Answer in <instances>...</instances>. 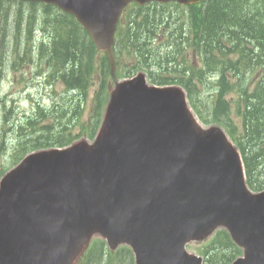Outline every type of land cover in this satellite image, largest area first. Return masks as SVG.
Here are the masks:
<instances>
[{"label":"water","instance_id":"water-1","mask_svg":"<svg viewBox=\"0 0 264 264\" xmlns=\"http://www.w3.org/2000/svg\"><path fill=\"white\" fill-rule=\"evenodd\" d=\"M41 1L73 13L114 67V33L132 0ZM116 96L95 148L34 154L4 178L0 264H68L96 227L112 247L130 242L136 264H201L185 243L219 225L245 250L232 264H264V191L247 189L226 136L201 131L176 93L141 79Z\"/></svg>","mask_w":264,"mask_h":264},{"label":"trees","instance_id":"trees-1","mask_svg":"<svg viewBox=\"0 0 264 264\" xmlns=\"http://www.w3.org/2000/svg\"><path fill=\"white\" fill-rule=\"evenodd\" d=\"M4 2L0 0V4L4 5ZM203 5L204 10L197 19H193V26L205 48L204 56L206 55L208 65L206 68L213 71L212 73H221L222 79L225 80L228 68L220 69V66H217L220 63L218 54L222 53L225 60L223 65L233 66L232 69L236 70L238 76L242 74L245 78L249 73L253 76L257 73L254 67L264 70V0H205ZM153 7L155 6L136 7L145 9L147 13L140 18V13L136 12L126 30L128 39L125 47L132 52H141L140 57L145 49V43L142 41L144 33L165 23L164 20H168L169 17L159 13V18L156 16L154 21L157 22L154 23L148 17L151 12L156 14L152 10ZM2 8L1 6L0 11ZM38 18L44 30H47L51 23L54 29L58 26L62 31L54 39L56 40L53 41L54 46H50L53 48L50 62L72 60L73 66H61L62 78L72 88L86 90L95 66H86L85 58L93 63L95 51L92 45H89L87 52L86 47L79 40L81 27L71 16L53 6L43 5L38 8L31 4L27 9H6L3 17L4 24L0 28L2 33L0 52H5L10 35L13 38L14 29L16 41H19L21 35H31L38 23ZM10 27H12L11 31ZM230 55H237V58L231 59ZM145 58L147 60V55ZM77 63L78 66H74ZM231 88L242 93L243 103L239 105L238 113L245 115L243 138L238 134V127L231 120L229 104H221L220 109L214 108L213 119L225 125L241 148L249 185L256 190L264 189V84H258L251 92L248 91L249 85L242 87V83L236 87L233 85ZM101 91H106V88H102ZM63 139V136L55 135L56 143L62 144L69 140V138ZM259 157H262V162ZM260 162L261 165L258 167ZM205 253L207 264H228L240 254V250L232 242L228 233L221 230L211 241ZM82 264H133V255L128 248L111 252L107 249L105 242L99 241L86 254Z\"/></svg>","mask_w":264,"mask_h":264},{"label":"rangeland","instance_id":"rangeland-1","mask_svg":"<svg viewBox=\"0 0 264 264\" xmlns=\"http://www.w3.org/2000/svg\"><path fill=\"white\" fill-rule=\"evenodd\" d=\"M22 4H20V7ZM19 6H17L18 9ZM16 9V6H14ZM5 14V10L1 11L0 14V23L3 20V16ZM126 19L124 18L122 26L125 25ZM12 30V27H10V31ZM15 34V29L13 30V36ZM56 40H54L55 42ZM54 46V45H53ZM100 60V57L97 58V61ZM188 60L193 61L196 63L197 66H199V59L198 57L193 56L192 54H188ZM123 63H126L128 65H132L130 62V57L127 56L122 60ZM9 60L5 63V65H8ZM99 66V65H98ZM20 69L24 70H15L12 66H5V69L1 72L0 71V77L3 74V78L0 84V94L1 96H6L10 102L14 105V112H17L19 114L22 121L24 119V114L26 112H29L32 114V107L35 105V101L39 100L43 104H48L50 101H52V98L55 96L53 93H51L50 90L46 91L43 85V79H38V76H36V70L39 68V66L35 64H25L18 66ZM257 72V75L254 79H251L250 73L246 75L245 80L242 82V87H246L249 85V92H251L254 87H256L258 84H264V70L261 68H254ZM4 72V73H3ZM24 76L28 79L26 82L25 79H21V76ZM214 81L212 82H204V84L200 81L199 82V88L198 93L201 95V102L204 108L207 110L208 105L212 101L215 90H214ZM57 90L61 91L62 87L61 85L57 86ZM239 91L230 93L227 96V99L231 104L228 105V109L231 112V120L234 122V124L238 127V134L243 138L242 134L244 132V114L238 113V107L240 104L243 103L242 97ZM16 117V118H17ZM5 118H7V115H5ZM16 118H14L11 121V124H15ZM61 125L67 126V119H64L60 121ZM8 125H6V122L3 121L1 114H0V136L4 132V130L7 128ZM54 136L55 133L51 132ZM63 136L66 138L68 136L67 132H58V137ZM6 140V150H0V165L1 164H7L10 161L11 154L13 152L14 146L17 144V142L14 141V138L17 137V135L14 132L9 133ZM263 137V136H262ZM247 142V139H246ZM259 160L262 162V157H259ZM261 162L258 163L261 165ZM211 238V235L205 238V240L201 243H198V241L191 242V246H188V250L192 253L198 254L196 249L198 247H203V243H207L208 239ZM82 250V248H81ZM80 260V257H79ZM78 260V263H79ZM77 263V264H78Z\"/></svg>","mask_w":264,"mask_h":264}]
</instances>
